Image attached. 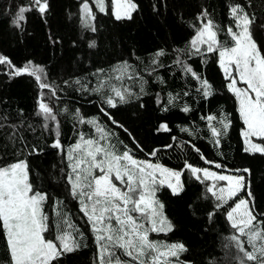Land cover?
I'll return each instance as SVG.
<instances>
[{
  "label": "trees",
  "instance_id": "trees-1",
  "mask_svg": "<svg viewBox=\"0 0 264 264\" xmlns=\"http://www.w3.org/2000/svg\"><path fill=\"white\" fill-rule=\"evenodd\" d=\"M134 2L138 9L132 19L117 21L111 15L110 0H106L108 14L95 10L96 31L92 32L81 24L82 0H48L47 13L43 17L37 12L26 13L22 29L12 24V18L17 7L26 5L28 0H0V54L9 57L16 66L30 60L43 67L47 82L58 88V99L50 98L45 89L43 100L58 113L60 139L65 149L75 143L79 132L89 135L95 132L90 125L78 124L74 119L73 114L79 109L81 116L96 117L107 130L114 132L112 142L121 150L126 145L137 159L160 162L176 170L183 168L185 160L196 167L228 174L235 169H249L250 175H245L255 198L256 212L264 213V155L243 151L240 135L243 123L235 97L225 87L227 81L219 67L218 54H188L195 28L200 24L198 14L207 10L209 18L221 29L219 38L223 40L224 30L229 26L234 28L230 6L235 4L244 7L250 17L255 16L253 38L264 46V28L260 27L264 24V0ZM91 41H95V47H89ZM160 50L165 54L157 57ZM177 58L210 82L214 90L212 96L204 98L196 91L199 82L186 74L181 64L175 63ZM125 61L132 66L130 72L134 78L125 77L122 84L134 95L128 103L108 108L93 89L100 79L113 75L112 70ZM113 83L121 85L115 80ZM185 92L189 95H184ZM169 93L178 96L173 105L167 104ZM40 98L41 90L33 77L9 78L0 68V163L27 156L31 182L35 188L49 194L46 211L50 220L55 219L53 202L63 201V210L85 236L87 246L65 255L60 264H93L96 258L93 236L77 202L69 195L60 171L62 167L66 169V161L58 150L50 147L54 133L45 130L43 117L36 115ZM185 105L191 109L188 113L181 111ZM102 106L123 128L113 124L100 111ZM165 106L168 111H163ZM208 115L218 119L227 115L231 121L218 146L213 142L205 119ZM161 123H166L170 131H158ZM182 128L188 131H181ZM33 147L40 150L38 154L27 155ZM155 149H159L157 156L151 157L149 153ZM201 154L224 168L217 169L214 164L205 163ZM182 182L183 190L179 195H173L167 187L157 192L173 231L150 234V239L182 243L187 249L180 257L184 264H239L234 242L230 239L238 233L227 220L228 205L216 209L215 199L206 193V186L212 181L202 183L185 170ZM209 213H214L211 219ZM54 235L53 229L47 238L53 239ZM7 259L0 236V261Z\"/></svg>",
  "mask_w": 264,
  "mask_h": 264
},
{
  "label": "snow or ice",
  "instance_id": "snow-or-ice-1",
  "mask_svg": "<svg viewBox=\"0 0 264 264\" xmlns=\"http://www.w3.org/2000/svg\"><path fill=\"white\" fill-rule=\"evenodd\" d=\"M94 4L100 13L108 14L106 0H94ZM110 8L115 20H130L138 5L134 0H110ZM48 9V0H28L26 5L17 7L12 24L22 29L26 13L37 12L43 17ZM80 13L82 26L95 32L93 22L96 13L89 0H82ZM230 16L234 28L227 27L224 30L225 38L221 40V29L209 18L207 10L198 14L200 24L195 28L188 54H218V64L227 81L225 87L235 97L243 123L240 133L243 151L264 155V46L253 38L255 16L250 17L240 4L230 6ZM260 27L264 28V24ZM52 42L57 43L55 40ZM89 47H95V41H91ZM164 54L160 50L156 56ZM175 63L181 64L183 71L199 82L200 87L196 91L202 93L204 98L214 94L210 82L190 65L179 58ZM0 68L9 78L23 75L33 77L41 90L36 115L43 117V128L54 133L50 147L58 150V154L66 161V169L62 167L60 171L64 174L69 195L77 202L79 212L86 218L85 222L93 236L96 245L93 264H184L180 257L187 249L182 243L150 239V234L173 231L157 192L167 187L173 195H179L183 190L182 176L185 170L202 183L212 181L206 186V193L215 199L216 209L228 205L227 220L238 233L230 239L234 242L239 264H264V213L256 212L255 198L245 175H250L249 169H235L232 174H223L193 166L185 160L183 168L175 170L159 162L137 159L126 145L121 150L112 142L114 132L107 130L96 117L81 116L79 109L73 114L74 119L78 124L90 125L95 132L91 135L79 132L75 143L65 149L60 139L58 113L43 100L45 89L50 93V98L58 99V88L47 82L44 68L30 60L22 66H16L3 54H0ZM130 69L132 66L125 61L112 70L113 75L99 80L93 91L101 95L103 105L116 108L118 104L129 102L134 93L124 87L122 81L125 77L134 78ZM114 80L121 82V85L117 86ZM184 95L189 93L185 92ZM176 99L178 96L169 93L167 104L173 105ZM190 110L186 105L181 109L185 113ZM100 111L112 120L103 106ZM163 111H168V107L165 106ZM205 119L213 142L218 146L220 137L227 134L231 121L227 115L219 119L215 115H208ZM112 123L123 128L115 120ZM158 131L170 129L166 123H161ZM181 131L187 132L188 129L182 128ZM166 147L171 148L172 145ZM195 150L199 152V149ZM39 151L33 147L27 155H35ZM158 151L155 149L149 155L156 157ZM20 154H24L23 150ZM201 159L207 164H214L217 169L224 168L220 163L205 159L202 154ZM30 173L27 156L0 163V236L8 256L7 261H0V264H60L65 255L87 246L84 244V233L63 210V201L53 202L55 219L50 220L46 211L49 194L34 187ZM242 193L245 195L242 196ZM213 215L209 213V218ZM53 229L54 238H47Z\"/></svg>",
  "mask_w": 264,
  "mask_h": 264
},
{
  "label": "rangeland",
  "instance_id": "rangeland-1",
  "mask_svg": "<svg viewBox=\"0 0 264 264\" xmlns=\"http://www.w3.org/2000/svg\"><path fill=\"white\" fill-rule=\"evenodd\" d=\"M89 3H90V6L92 7V9H93V11L95 12V10H98V9H96V7H95V4H94V0H89ZM238 86H240V87H245V85H243V84H239ZM257 142H259V141H257ZM140 160H146V159H140ZM153 162H155V161H153ZM160 163V162H159ZM165 166V165H164ZM167 167V166H166ZM170 168V167H169ZM173 169V168H172ZM176 170V169H175ZM210 170H212V169H210ZM212 171H215V170H212ZM216 172H218V171H216ZM218 173H221V172H218ZM223 174H228V173H223ZM225 182H220V184H224ZM160 201V200H159ZM161 202V201H160ZM162 203V202H161Z\"/></svg>",
  "mask_w": 264,
  "mask_h": 264
}]
</instances>
